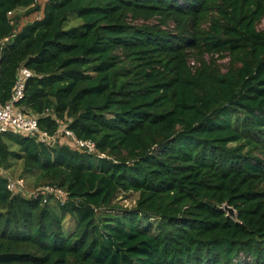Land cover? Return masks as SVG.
<instances>
[{"label": "trees", "instance_id": "16d2710c", "mask_svg": "<svg viewBox=\"0 0 264 264\" xmlns=\"http://www.w3.org/2000/svg\"><path fill=\"white\" fill-rule=\"evenodd\" d=\"M263 20L264 0H0V101L28 67L40 127L106 154L0 132L6 169L68 191L0 176V264H264Z\"/></svg>", "mask_w": 264, "mask_h": 264}, {"label": "built area", "instance_id": "2783aa9c", "mask_svg": "<svg viewBox=\"0 0 264 264\" xmlns=\"http://www.w3.org/2000/svg\"><path fill=\"white\" fill-rule=\"evenodd\" d=\"M11 13V12H10ZM9 37L5 38L0 44V60L2 48ZM33 70L26 66L20 67L16 82L13 86L12 94L6 102L0 101V132H10L22 136L34 137L37 142L47 144L50 147L56 145H68L69 147L97 154L99 157H105V153L98 151L97 144L92 139H83L70 128L67 123H61L55 133L40 127L39 115L30 110L22 100L25 96L27 81L34 76ZM50 114L46 110L42 115ZM9 169H6L0 163V176L8 180V188L13 193H19L26 197H42L45 202L49 197H53L60 202L66 201L68 191L56 185H41L33 190L27 189V183L24 177H13L8 175Z\"/></svg>", "mask_w": 264, "mask_h": 264}, {"label": "rangeland", "instance_id": "374dc122", "mask_svg": "<svg viewBox=\"0 0 264 264\" xmlns=\"http://www.w3.org/2000/svg\"><path fill=\"white\" fill-rule=\"evenodd\" d=\"M45 0H38V2L40 4H43ZM21 13H25V10L20 11ZM42 11H36L30 15H24L22 22L25 24L27 22L33 21L39 17L42 16ZM260 28H264V20L262 21V23L259 26ZM225 62V60H223ZM21 171H22V162H17L14 165V168L9 169L8 171V175L13 176V177H19L21 176ZM26 183H27V189L28 190H33L35 189V184H34V179L31 177H25ZM120 199V203L123 204L125 207H131L132 205L135 204V199H136V195H132V193L129 194H123L122 196L119 197ZM68 218V222L69 219H72L70 216L67 217ZM72 222L74 223V220H72ZM68 225V224H67ZM67 227V226H66Z\"/></svg>", "mask_w": 264, "mask_h": 264}, {"label": "water", "instance_id": "95a60500", "mask_svg": "<svg viewBox=\"0 0 264 264\" xmlns=\"http://www.w3.org/2000/svg\"><path fill=\"white\" fill-rule=\"evenodd\" d=\"M225 208L228 210L230 215H233L235 213V210L233 207L229 206V205H225Z\"/></svg>", "mask_w": 264, "mask_h": 264}]
</instances>
